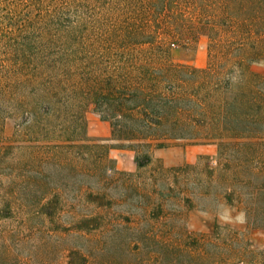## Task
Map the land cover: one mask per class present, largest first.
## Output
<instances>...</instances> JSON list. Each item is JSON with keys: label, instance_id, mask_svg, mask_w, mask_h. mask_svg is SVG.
<instances>
[{"label": "trees", "instance_id": "1", "mask_svg": "<svg viewBox=\"0 0 264 264\" xmlns=\"http://www.w3.org/2000/svg\"><path fill=\"white\" fill-rule=\"evenodd\" d=\"M199 32L208 64L174 61ZM261 61L264 0H0V130L15 123L0 221L43 223L68 264H264L240 231L187 227L200 200L264 228V76L248 70ZM89 106L134 149V172L113 144L83 142ZM175 140L216 142L217 171L153 165ZM14 237L0 234V264H30Z\"/></svg>", "mask_w": 264, "mask_h": 264}, {"label": "rangeland", "instance_id": "2", "mask_svg": "<svg viewBox=\"0 0 264 264\" xmlns=\"http://www.w3.org/2000/svg\"><path fill=\"white\" fill-rule=\"evenodd\" d=\"M208 46V36L203 32H199L197 36L187 39L183 46L174 48L172 59L191 68H204L208 64ZM248 70L254 74L264 76V61L250 64ZM84 120L86 123V139L83 142L113 144L114 147L110 150V156L114 159L118 170L134 172L136 170L135 151L128 143L121 146L123 143L111 139L109 122L102 119L92 106L86 109ZM14 125L13 119L5 120L2 130H0V136L10 138L14 132ZM152 154L153 165L164 167L185 166L197 169L213 167L216 171L218 167V164L215 163V160H217L216 142L192 140L164 142L163 146L154 145ZM202 204V201L196 200L194 207L190 209L187 217L189 230L209 233L216 225H219L245 234L253 248H264V228H248L245 215L240 208L222 202L218 204L211 203V206L210 203H207L210 207L203 209ZM42 224L40 222L26 226L13 220H3L0 221V234L13 231L15 241H20L23 248H25L23 255L29 258L30 264H68V257L66 252H63V246L52 239L42 241L45 236L41 231ZM222 232H225V229H222ZM11 263L15 264L13 261Z\"/></svg>", "mask_w": 264, "mask_h": 264}]
</instances>
